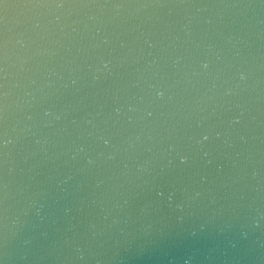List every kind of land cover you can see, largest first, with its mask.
I'll use <instances>...</instances> for the list:
<instances>
[{
  "label": "water",
  "instance_id": "95a60500",
  "mask_svg": "<svg viewBox=\"0 0 264 264\" xmlns=\"http://www.w3.org/2000/svg\"><path fill=\"white\" fill-rule=\"evenodd\" d=\"M74 2L0 20V259L264 264V0Z\"/></svg>",
  "mask_w": 264,
  "mask_h": 264
},
{
  "label": "clouds",
  "instance_id": "9594fccd",
  "mask_svg": "<svg viewBox=\"0 0 264 264\" xmlns=\"http://www.w3.org/2000/svg\"><path fill=\"white\" fill-rule=\"evenodd\" d=\"M246 7L247 6H250V5H245ZM65 7H80V6H53V5H39V6H31V7H27V8H49V9H52V8H55V9H60V8H65ZM99 7H104V5H99ZM116 7H123V5H116ZM9 8H16V7H13V6H5V19H4V23H5V27L7 26V9ZM7 39L4 40V44H3V63L0 64V75H2L3 77V80H4V84L2 85V87L4 88V91L3 92H0V96H2L4 98V101H3V104L0 105V110H2L3 112H7V108H8V104H7V97H8V91H7V78H8V75H9V72H8V48H7ZM20 43L23 44L24 41L23 40H20ZM104 63V66L107 67L108 66V61H103ZM202 65L204 68H207L208 67V61L207 60H203L202 61ZM239 76L241 79H245L246 78V73L244 71H241L239 73ZM153 87H156L155 85ZM229 91H231V89H229ZM155 95L157 97H163L165 95V90L163 88H156V92H155ZM50 111V110H46V113ZM117 111H119V109H117ZM236 119H239V117H237ZM203 139L204 140H207L208 139V135L205 134L203 136ZM2 142L4 145H7L9 142H10V139H3ZM105 143H108V140H105L104 141ZM188 159L187 156H184V155H181L180 156V160L183 162V161H186ZM254 224H256L257 226L260 224V221L259 220H255L253 221ZM245 235H247V233H245ZM4 258L5 259H9L8 257V254L5 252L4 254ZM0 264H5V260L4 259H0ZM185 264H189L188 261L185 262Z\"/></svg>",
  "mask_w": 264,
  "mask_h": 264
},
{
  "label": "snow or ice",
  "instance_id": "6c2138e0",
  "mask_svg": "<svg viewBox=\"0 0 264 264\" xmlns=\"http://www.w3.org/2000/svg\"><path fill=\"white\" fill-rule=\"evenodd\" d=\"M39 5H53V6H85L83 3L77 4L74 0H0V20L5 19V15L2 14L5 10V6H13L17 8H27L31 6Z\"/></svg>",
  "mask_w": 264,
  "mask_h": 264
}]
</instances>
